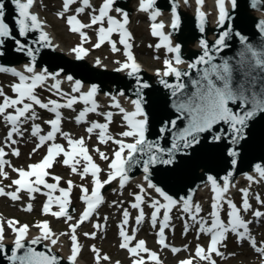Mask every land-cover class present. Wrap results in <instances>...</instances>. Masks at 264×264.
<instances>
[{
	"label": "snow or ice",
	"instance_id": "1",
	"mask_svg": "<svg viewBox=\"0 0 264 264\" xmlns=\"http://www.w3.org/2000/svg\"><path fill=\"white\" fill-rule=\"evenodd\" d=\"M36 2L37 0H10L15 11L14 23L10 26L5 19V3L0 0V57L5 56L6 51H14L27 58L22 70L0 64V74H8L18 81L10 86L15 98L9 97L3 87H0V98H2L0 120L8 128L3 138V146H0V177L8 179L6 166L11 167V170L19 177L12 180L9 185V187L15 186L14 191H6L4 187H0V197H7L16 202L21 199V192L28 193L29 200H34L35 194L39 193L46 197V202L42 206L43 215H51L57 220L63 218L65 222H71L74 217L70 214L69 208L72 205L71 197L75 185L68 180L66 188L60 187L62 177L52 175L49 170L59 162L69 168L72 175L79 176L81 180L91 177L93 185L91 192L83 184L79 186L81 192L79 199L86 205L83 213L75 224L69 223V232L60 234L69 235L70 255L67 260L68 264H76L82 251L76 234L77 229L90 221L97 214V209L104 203L102 189L113 181H118L119 189H123L130 181V173L133 169L141 168L146 187L144 184L137 185L139 192L131 194L134 202L129 205L131 209L138 212L135 217L136 227L132 229L130 235L127 230L131 218L128 208L123 209L122 220L118 225V234L121 239L119 247L127 250L133 258L132 264H149V262L150 264H162L158 254L148 249L144 240H139L133 246L136 232L146 219L145 204L152 209L149 218L150 227L156 229L159 225L156 233L158 245L162 249H169L173 255L182 250L187 251V246L181 249L170 246L166 242V230L174 231L171 227V213L173 209L179 207L183 213L181 217L183 234L186 235L191 228L196 227L197 239L201 234L210 236L207 250L197 244L194 252L195 258L206 264H216L212 258L213 254L217 257H224L220 247L223 246L227 234L231 233L237 237L238 242H249L254 252L264 260V244L258 245L250 232V225L254 221L260 222L264 217V212L253 211L254 221H246L241 215L242 211L247 213L252 210L249 202L250 189L253 184L264 182V164L253 165L252 173L255 175L246 174L249 185L247 188L240 189L242 204L239 208L228 197L230 188L235 187L233 176L241 156L239 148L247 139V129L258 116L264 117V51H258L247 43L244 36L240 35L239 40L243 48L238 53L239 60L234 68L229 59H224L222 63H214L216 60L214 53L228 47L226 41L230 36V31H224L214 45L201 39L199 46L202 54L194 63L188 64L189 69H197L196 78L191 79L193 90L189 91L188 86L182 80L183 77L189 76V72L181 71L179 68V65L184 63L181 58V48L178 44H173L170 33H165V25L156 23L161 15L157 8V0H139L138 10L147 14L152 21L151 35L159 38V43L155 45V48L157 50L163 48L168 54V58L163 61L164 70H157L155 74L159 77V84L164 89L170 90L171 107L174 109L175 117L169 116L168 119L162 120L160 126L156 128L150 123L149 115L145 110V90L151 85L143 80L141 65L137 63L131 51L132 36L127 27L130 22L128 13L120 8H114L116 0H103L98 9L93 7L90 0H62L63 9L56 13L59 18H64L72 5L79 4L74 10L75 14L68 15L66 18L70 32L80 36V44L71 49L76 61H83L89 55L84 47V44L90 42L85 29L99 25L95 29L97 43L93 47L99 49L107 42L113 53L119 52L120 48L112 40V36L114 33L119 35V44L123 46L126 60L124 62L114 61L118 66L113 70L117 73H124L134 81L135 99L130 100L133 110L128 111L120 102V97L125 96L124 91H118L116 95L109 94L111 103L108 107L118 110L126 129L118 134L121 138L117 139L109 132V126L116 113L99 111L101 105L97 101L99 87L96 84H92L85 90V84L81 80L75 79L73 75H63L62 67L55 71H50L46 66L41 67L42 50L56 52L59 46L53 43L50 33L46 31L47 25L32 11ZM188 2L189 0H184L185 5ZM196 3L199 30L203 33L206 14L201 9L204 0H196ZM227 3L231 4L232 9L237 7V0H215V6L218 9V25L221 27L225 26L226 20L230 18L226 8ZM250 6L264 10V0H251ZM177 9L178 4L174 2L171 8L170 24L173 31L181 26V17ZM86 10H90L88 13L90 23H82L78 19V16L85 14ZM113 11L119 14L120 19L111 15ZM105 22L107 27L104 26ZM258 27L259 31L264 33V21L258 22ZM8 42H11V45L6 50L5 45ZM260 47L264 48V44ZM43 55L48 56V53L44 52ZM199 65H206V67L198 69ZM95 66L106 67L100 59L95 61ZM168 77H174L176 82L170 83ZM65 82L70 85L67 91L62 87ZM38 89L49 92L57 99L49 98L46 102L42 101L37 92ZM77 104H82L84 107L75 117V123L89 125L85 129L88 138L91 139L92 135L96 134L98 144L107 145L111 142L117 146L111 158L98 147L93 149L101 160H110L105 180H101V173L105 170L95 163L89 154L85 138L73 139L70 133L62 131L61 124L64 117L61 110L75 111L74 106ZM37 108L54 117L44 120L50 129L46 133H43L41 124L36 122L42 119ZM89 114L103 116L105 122H89L87 120ZM27 124H31L29 135L37 139L33 152L47 145V153L40 162L29 165L28 170H24L11 166V162L6 159L9 155L6 149L11 150L12 156L19 157V149L14 146L24 138L25 132L28 131L25 129ZM153 132L155 133L154 139L150 138ZM58 135L66 141L67 147L56 142ZM205 147L209 150H220L225 157L224 162L230 166V170L226 171L223 176L205 173L204 186L209 187L213 194L211 211L208 214L210 221L201 216L203 211L201 204L193 202L195 190L189 189L186 195L173 198L152 181V170L157 166L171 168L177 165L181 158L192 156ZM60 157L63 159L58 160ZM49 177L54 181L53 183L48 182ZM149 189L159 198L153 197ZM57 192L59 195H55ZM255 199L264 205V200H261L259 194L255 195ZM116 203L114 202V205ZM119 204L122 206L123 201ZM225 205L227 206V223L221 219ZM54 207L58 210L54 211ZM23 210L31 212L32 204H27ZM104 220L106 221L107 217ZM18 223L15 220L7 222L8 228L14 233L11 253L6 256L10 264H61V258L53 252V248L59 243V236L51 230L49 222L36 224L35 227L39 229L40 234L30 240L29 226H18ZM93 227L102 230L104 225L96 223ZM84 235L91 239L96 238L95 231ZM4 239V226L0 222V253H3L5 249ZM45 241L48 242L44 245L47 254L45 251H37L35 247H32L41 245ZM26 242L29 245L27 247ZM91 251L95 253V264H100L101 260L110 259L107 255L101 256L95 245L91 247ZM142 254H147L148 261L143 258ZM180 264H193V260L185 259L180 261Z\"/></svg>",
	"mask_w": 264,
	"mask_h": 264
},
{
	"label": "water",
	"instance_id": "2",
	"mask_svg": "<svg viewBox=\"0 0 264 264\" xmlns=\"http://www.w3.org/2000/svg\"><path fill=\"white\" fill-rule=\"evenodd\" d=\"M40 1L41 0H37L32 11H34L47 25L46 31L50 33L53 43L59 46L56 52L42 50L40 58L41 67L46 66L50 71H55L62 67L64 69L63 75H73L75 79L81 80L87 88L92 84H96L99 87L97 101L101 98L110 100L109 94L116 95L118 91H124L125 96L120 97L121 105L127 106V108L133 110L130 100L135 99L134 81L128 78L124 73L115 72L113 68L109 67L107 64L103 63L106 65L104 68L96 67L88 56L83 61H76L73 53L67 52L62 48L45 18L38 12ZM3 2L5 3L6 22L12 26L14 23L13 17L15 16L14 6L10 3V0H3ZM174 2L178 4L177 12L181 17V26L175 31L170 27L172 20L171 8ZM213 2H215V0H204V4L208 3L212 7L215 5ZM250 3L251 0H237V7L235 9H232L231 4L227 3L226 8L229 11L230 18L226 20L225 26L223 27L218 25L217 8L207 11L205 7L203 8L202 6L201 10L206 14V23L205 31L201 33L199 30L197 3L195 0H189L187 5H185L184 0H157V8L161 12V15L157 19L161 20L165 25V33L171 34L173 44H178L181 48V58L184 60V63L179 65V68L181 71L189 72V76L182 78L183 82L188 86L189 91L193 90L191 88V79L196 78L197 69H189L188 64L194 63L199 55L202 54L199 46V41L201 39L206 40L210 45H214V42L224 31H230V36L226 41L228 47L214 53V55H216L214 63H222L224 59H229L234 68L239 60L238 53L243 48L239 40L240 35L244 36L247 43L258 51H264V48L260 47L264 44V33H261L258 27V22L264 21V10H261L259 7H251ZM138 7L139 0H116L114 4V8H120L128 13L130 18L129 21H131L132 16L140 12ZM129 26L130 22L127 27ZM10 45L11 42H8L5 45V49L7 50ZM44 52H47L48 56H44ZM26 62V57L14 51H6V55L0 57V64L16 67L18 70H22V66ZM203 67H206V65H199L198 69ZM141 68L143 80L151 85L149 89L145 90V110L149 115L150 123L158 128L162 120L168 119L169 116H172V118L175 117L174 109L171 107L172 98L170 96V90L164 89L163 86L159 84V77L156 76V72L148 70L143 65H141ZM167 79L170 83L176 82L174 77H168ZM62 87L67 88L65 85H62ZM150 138H155L154 132L150 135ZM239 151L241 152V156L233 176L235 187L230 188L228 196L248 182L246 174L251 173L255 175L252 173L254 164H264V117L258 116L250 123L247 129V139L242 142ZM224 160L225 157L221 154L220 150H209L208 147H205L192 156L181 158L180 162L171 168L168 166H157L152 170V181L169 195L173 196V198L186 195L189 189L195 190L193 202L200 203L203 207L204 204L211 202V197L213 195L210 190V193L207 194V199L202 201V197L200 198L205 189H210L204 186L205 173L207 172L216 176H223L226 174V171L230 170V166L226 164ZM130 176V181L140 179V176L143 177L142 169H133ZM242 178H244L243 180L245 181L241 183ZM141 180L146 186V182L143 178ZM134 182L138 183L137 181ZM112 187L117 189L119 185L115 183L110 189ZM149 192L155 193L151 189H149ZM35 237L36 235L31 236L29 234V240ZM13 241L14 240L3 241L5 249L3 253H0V264H10L6 256L11 253ZM47 243L48 242L45 241L41 245L32 247H35L37 251H45L47 254V249L44 246ZM61 244L63 245L64 243L59 239V243L53 248V252L61 258V264H68L67 258L70 252L67 251L65 246L64 251L60 246ZM27 246L29 245L26 242V247ZM76 264H81L78 259Z\"/></svg>",
	"mask_w": 264,
	"mask_h": 264
},
{
	"label": "rangeland",
	"instance_id": "3",
	"mask_svg": "<svg viewBox=\"0 0 264 264\" xmlns=\"http://www.w3.org/2000/svg\"><path fill=\"white\" fill-rule=\"evenodd\" d=\"M102 1H99L97 5L93 6L95 8H99L102 4ZM76 6H71L72 10L65 14L64 18H59L56 13L62 11L63 4L62 0H43L40 4V11L41 13L47 18L49 23L51 24L53 30L56 32L59 39L66 45V47H74L76 44L79 43L78 38L71 35L67 24H66V18L68 15L75 14L74 9ZM90 10H88V13ZM78 19L81 20L82 23H90V16L89 14H83L78 16ZM107 24L105 23L104 26ZM134 28L137 35V42H138V53L140 55V60L142 63L146 65V68L150 69H163L164 64L162 62H155L152 58V52L151 50V41L150 37L155 38L151 35V23L147 22L146 17H144L141 14H138L137 16H134ZM99 26V25H97ZM84 31L89 32L90 29H85ZM157 44V43H156ZM110 48H105L102 51L98 52L96 55L111 61L114 63V61L119 60L120 58L112 56L109 54ZM124 57L121 58L123 60ZM161 61V60H160ZM115 64V63H114ZM116 65V64H115ZM6 79V75L0 74V85H4V81ZM40 95H45V91H42ZM79 105V104H77ZM76 108V105L74 106ZM44 111V110H41ZM80 111V110H79ZM46 112V111H45ZM62 112L65 116V124H64V130L65 132L70 133L73 135V133L76 134V137L80 138L83 137L84 134H78L80 131L79 128L75 126L74 120L76 117V114L78 111H72L67 109H62ZM41 114V113H40ZM44 116L42 119L36 121L37 123L41 124L44 131H47L49 129V126L44 123V120H47L52 114L46 112L43 114ZM90 120L93 121H103L105 120L97 116L96 114L90 118ZM126 130L124 127V123L122 125L117 124V122H112L109 126V131H111L112 135L115 136L117 139L121 138L118 134L122 131ZM85 133V132H84ZM96 136V135H95ZM73 137V136H72ZM92 141H95V139H91ZM58 143H65L67 147V143L64 139L61 137H58L56 140ZM37 141L36 139L32 141V145L36 147ZM89 144V138L87 137L86 145ZM100 146V144H97ZM111 145L116 146L109 142L107 145H102L101 150L106 155H108L111 158ZM117 146L115 147V149ZM100 149V148H99ZM90 155L93 157V160L95 163H97L102 169L105 171L101 173L102 180H105L107 178V165L110 162L104 161L99 158L98 153L93 152V148H90L89 150ZM37 151L34 152L33 155H35ZM28 154V155H27ZM31 151L28 150L23 153L22 159L18 162L19 164H22L26 159H31ZM33 162V161H32ZM13 166L15 164L13 163ZM11 170V167H9L6 172L8 173ZM50 173L52 175H58L61 176L62 179L60 181V187H67V181L71 180L75 187L73 188V194H72V205H74V211L72 213L74 219L71 222H77L80 215L83 213V206L84 203L79 199L81 196L80 192V185L83 184L85 187L87 182L91 183V178L87 177L84 180H80V177L77 175H72L70 173V169L67 167H60L58 163L50 170ZM0 179H3L0 177ZM7 181V179H6ZM92 184V183H91ZM248 186V185H247ZM246 186V187H247ZM88 188V187H87ZM89 189V188H88ZM115 188L112 187L108 194V198L106 202L104 203L103 208L101 209L100 215L96 217L93 221H90L87 225L83 226L79 231H77L78 236V242L81 246V250L84 252L85 256H83V261L86 264H95V253L91 251V247L95 245V247L99 250L101 256L107 255L110 259L108 261L101 260L100 264H132V257H130L127 253V250L121 249L119 247L121 243V239L119 237V228L118 225L120 224L122 220V211L124 208H128L129 212L132 213V219H134L137 215V210L131 209L129 205L134 202L132 193H138L139 189L136 185L130 184L128 185L124 190L119 191L117 193L115 192ZM90 192V189H89ZM251 195L249 197L250 204L252 202H255L258 204L257 200L255 199V195L260 192L261 194L264 193V185H257L253 184L250 189ZM153 197L154 193H151ZM158 198V197H156ZM241 200V198H240ZM120 201H123L122 206L119 204ZM114 202H117L116 205H114ZM4 203L3 200H0V220H4L1 216L3 215L6 219H12L15 216H19V220L15 219V221H18L19 225H28L30 229L33 231L38 232L39 229L35 227L37 221L41 219V217L37 216V213H34L32 215H27L23 212V208L21 211L19 208L13 209V207H10V209H7L6 207L2 208V204ZM241 206V205H240ZM144 208L146 210H151V208L147 207V204L144 205ZM76 209V210H75ZM209 212V211H208ZM243 215L245 213L243 212ZM183 216V213L180 211H176L174 215H172L174 220L175 231L171 232V239L174 242L176 246H188L192 245L187 252H184L180 256L173 255L172 252L164 251L161 253V262L162 264H178V262L186 257H192L197 244L203 245L205 244V236L200 235L199 239H197V228L193 227V230L186 235L184 233L183 228V220L181 217ZM201 216H204L206 219H209L210 217L208 215L201 214ZM107 217V220L105 221L104 218ZM184 219H187L184 217ZM47 220V219H43ZM71 222H65V220L62 222V224L59 221H52V229L57 231L58 233H66L69 232V223ZM100 223L104 225L102 230H97L93 227L94 224ZM4 231L6 233L4 234L5 238L13 239L14 233L11 231V229L8 228L7 223H3ZM251 226V225H250ZM150 223L149 219L147 221V225L144 226L142 230L138 229V233L136 232L137 239L140 238H146L149 241V248L152 250H155L156 245V235L154 234V229L149 228ZM198 227V226H197ZM257 227V226H252ZM134 228V224L132 223L131 227L128 229L129 234H132V229ZM96 232V238L91 239L89 237H86L85 233H93ZM256 234L254 238L257 241L258 245L264 244V226H260L259 230L257 232L252 233ZM67 239L69 246H70V238L69 235H64ZM134 246V244H133ZM224 253V257L221 259H224L222 264H264V261L255 253L251 252V250L244 245H240L236 242L233 238H229V241L226 240L223 242V246L220 249ZM143 258L148 261L147 254H142ZM150 264V262H149ZM195 264H206V262H197Z\"/></svg>",
	"mask_w": 264,
	"mask_h": 264
},
{
	"label": "bare ground",
	"instance_id": "4",
	"mask_svg": "<svg viewBox=\"0 0 264 264\" xmlns=\"http://www.w3.org/2000/svg\"><path fill=\"white\" fill-rule=\"evenodd\" d=\"M193 1V0H192ZM205 7V9L208 11V10H215V8H213L212 6H210L208 3L206 4H203V8ZM52 30V29H51ZM54 33V32H53ZM58 39V38H57ZM61 46H62V48L65 50V47L61 44ZM91 58V60H93L94 61V56H91L90 57ZM103 63L104 64H107L108 66H110V67H114V64L113 63H111V62H109V61H103ZM64 85L65 86H70L68 83H64ZM140 179H135V180H132V181H137L139 184H143L141 181V179L143 178V177H139ZM244 178H242L241 179V183L243 182V181H245V180H243ZM247 183H249V182H247ZM262 183V182H261ZM146 187V186H145ZM210 193V189H205L204 191H203V193L201 194V196H200V198L202 197V201H204L205 199H207V194H209ZM204 204V203H203ZM204 206H205V204H204ZM203 206V207H204ZM262 220V219H261ZM260 220V221H261ZM40 233L39 232H32V233H30V235L31 236H34V235H39ZM9 240H12V239H9ZM61 246V248L65 251V249H64V246L66 247V244L64 243L63 245L61 244L60 245Z\"/></svg>",
	"mask_w": 264,
	"mask_h": 264
}]
</instances>
